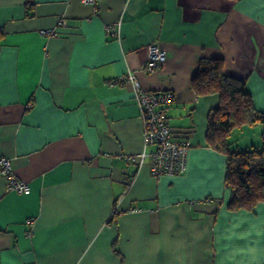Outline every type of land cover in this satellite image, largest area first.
<instances>
[{"label":"crops","instance_id":"obj_1","mask_svg":"<svg viewBox=\"0 0 264 264\" xmlns=\"http://www.w3.org/2000/svg\"><path fill=\"white\" fill-rule=\"evenodd\" d=\"M154 42L167 58L146 72ZM203 57L223 59L264 112V0H0V155L30 185L7 191L0 174V264L264 262V201L228 208L226 157L206 139L219 96L191 88ZM129 71L173 92L165 113L190 147L183 173L139 164L134 87L109 83ZM231 140L259 147L262 128Z\"/></svg>","mask_w":264,"mask_h":264},{"label":"trees","instance_id":"obj_2","mask_svg":"<svg viewBox=\"0 0 264 264\" xmlns=\"http://www.w3.org/2000/svg\"><path fill=\"white\" fill-rule=\"evenodd\" d=\"M191 88L197 96H219V104L207 115L206 139L212 148L226 157L225 183L230 190L228 208L254 210L264 201V112L254 106L244 80L224 73L221 58H201ZM245 126L262 128L259 147L238 149L232 146L234 130ZM115 213L114 209L113 215Z\"/></svg>","mask_w":264,"mask_h":264},{"label":"built area","instance_id":"obj_3","mask_svg":"<svg viewBox=\"0 0 264 264\" xmlns=\"http://www.w3.org/2000/svg\"><path fill=\"white\" fill-rule=\"evenodd\" d=\"M89 6H96L98 0H81ZM62 23V21H61ZM117 25H107V33L113 36L118 34ZM44 34H52L51 31H42ZM167 58L166 51L158 43L148 45V54L143 65L146 72H152L159 68ZM130 82L134 87L140 109L143 130L144 149L137 155L141 165L146 157L150 159V169L154 176L179 175L186 169V159L189 153V144L173 137L172 127L165 113L166 106L173 99L171 90L143 89L134 74L129 71L109 81V83ZM150 148V149H149ZM134 158V157H133ZM0 174L6 179V190L27 194L30 192L28 182L20 179L13 171L11 159L0 155ZM34 220L27 219L26 223L32 226Z\"/></svg>","mask_w":264,"mask_h":264},{"label":"rangeland","instance_id":"obj_4","mask_svg":"<svg viewBox=\"0 0 264 264\" xmlns=\"http://www.w3.org/2000/svg\"><path fill=\"white\" fill-rule=\"evenodd\" d=\"M246 127L249 128L250 126H245V128H246ZM258 127H260V126H258Z\"/></svg>","mask_w":264,"mask_h":264},{"label":"water","instance_id":"obj_5","mask_svg":"<svg viewBox=\"0 0 264 264\" xmlns=\"http://www.w3.org/2000/svg\"><path fill=\"white\" fill-rule=\"evenodd\" d=\"M262 264H264V262Z\"/></svg>","mask_w":264,"mask_h":264}]
</instances>
